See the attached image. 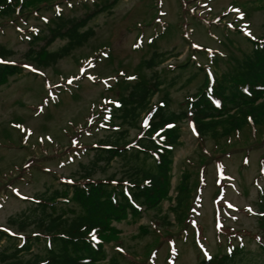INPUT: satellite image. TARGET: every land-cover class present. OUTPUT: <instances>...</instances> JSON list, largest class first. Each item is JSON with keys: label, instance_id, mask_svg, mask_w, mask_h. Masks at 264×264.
Returning <instances> with one entry per match:
<instances>
[{"label": "rangeland", "instance_id": "obj_1", "mask_svg": "<svg viewBox=\"0 0 264 264\" xmlns=\"http://www.w3.org/2000/svg\"><path fill=\"white\" fill-rule=\"evenodd\" d=\"M111 1H32L23 11L0 15V47L14 52L0 62L22 68L0 84L1 229L18 233L7 219L35 205L46 189L82 182L76 173L91 159V147L109 127L128 128L115 115L131 84L156 72L163 85L151 106L166 101L168 110L179 111L201 88L211 92L221 74L231 75L235 62L251 52L252 40L264 36V0H118L88 22L94 36L54 64L25 58L29 48L44 43L58 14L79 17ZM66 43L56 38L47 49L57 51ZM156 52L159 63L144 66ZM140 131L130 127L129 137ZM181 132L169 194H176L181 172L188 171L182 219L176 222L171 202L163 200L137 222L127 218L114 224L118 240L106 242L107 259L97 264H110L111 255L118 264H198L231 246L245 250L241 264H258L264 228L255 212L264 188V125L215 139L198 135L187 120ZM121 171L117 159L94 178L120 177ZM164 214L173 225L163 221ZM41 247L38 243L33 251Z\"/></svg>", "mask_w": 264, "mask_h": 264}, {"label": "trees", "instance_id": "obj_2", "mask_svg": "<svg viewBox=\"0 0 264 264\" xmlns=\"http://www.w3.org/2000/svg\"><path fill=\"white\" fill-rule=\"evenodd\" d=\"M32 1L45 0H0V15L23 11ZM117 2L112 0L79 17L64 18L58 14L44 43L38 49L29 48L25 58L37 65L54 64L75 46L93 37L94 30L86 28L88 22ZM60 37L67 40L66 45L57 51H48L50 44ZM13 54L11 49L0 47L1 60ZM158 55L154 53L142 64L155 67L159 63ZM21 70L17 64L0 62V84ZM216 81L211 92L201 88L179 111L168 110L165 100L163 104L151 106L153 96L163 85L156 72L131 84L119 99L115 115L128 128L109 127L111 131L91 147V159L81 164L76 173L82 182L62 190L46 189L42 199L35 201L31 208L9 216L7 223L22 235L0 228V263L97 264L105 261L106 242L113 237L118 240L114 224L127 218L137 222L144 211L158 208L163 200L171 202L174 219L180 221L182 207L189 198L188 171L181 172L174 188L176 194L169 193L173 150L181 144V124L189 120L198 135L215 139L229 137L247 125H264V36L258 41L252 40L251 52L235 62L231 75L223 73ZM130 127L141 130L135 139L129 137ZM117 159L122 166L120 177L111 173L102 179L94 178L95 173H105ZM85 178L89 180L83 181ZM61 202L69 205L62 206ZM256 205L258 223L264 228V188L259 190ZM168 218L167 214L162 216L166 224L173 225ZM145 231L144 227L141 233ZM142 234L139 232L137 236ZM17 238H22L20 246L15 244ZM38 243L42 247L33 251ZM261 253L258 264H264V245ZM245 255L241 246H231L225 253L206 256L198 264H241ZM108 261L118 264L113 255Z\"/></svg>", "mask_w": 264, "mask_h": 264}]
</instances>
